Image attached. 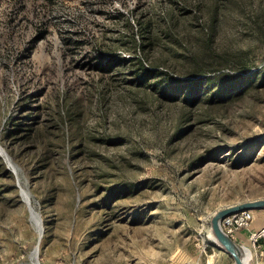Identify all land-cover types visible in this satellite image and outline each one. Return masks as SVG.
Here are the masks:
<instances>
[{
  "label": "rangeland",
  "instance_id": "374dc122",
  "mask_svg": "<svg viewBox=\"0 0 264 264\" xmlns=\"http://www.w3.org/2000/svg\"><path fill=\"white\" fill-rule=\"evenodd\" d=\"M255 199L264 0H0V264L220 263Z\"/></svg>",
  "mask_w": 264,
  "mask_h": 264
},
{
  "label": "built area",
  "instance_id": "2783aa9c",
  "mask_svg": "<svg viewBox=\"0 0 264 264\" xmlns=\"http://www.w3.org/2000/svg\"><path fill=\"white\" fill-rule=\"evenodd\" d=\"M252 219L253 215L251 210H243L222 218L219 225L228 237L234 239L237 232L250 229ZM247 239L249 243L247 247L249 250V264H264V225L256 231L249 232L247 234ZM212 242L218 247L213 240ZM205 250L206 246L203 245L202 252H205ZM194 264H198V262L196 261Z\"/></svg>",
  "mask_w": 264,
  "mask_h": 264
},
{
  "label": "water",
  "instance_id": "95a60500",
  "mask_svg": "<svg viewBox=\"0 0 264 264\" xmlns=\"http://www.w3.org/2000/svg\"><path fill=\"white\" fill-rule=\"evenodd\" d=\"M264 208V199H255L244 201L228 206H224L214 212L213 216L210 220V229L211 233L214 235V242L230 255L234 261V264H249V260L247 262L244 261L242 257V246L240 243L236 242L234 239L228 237L220 228L219 222L222 218L231 215L236 212H240L243 210H252V209H261Z\"/></svg>",
  "mask_w": 264,
  "mask_h": 264
},
{
  "label": "crops",
  "instance_id": "0c3cea01",
  "mask_svg": "<svg viewBox=\"0 0 264 264\" xmlns=\"http://www.w3.org/2000/svg\"><path fill=\"white\" fill-rule=\"evenodd\" d=\"M240 203V202H237ZM252 215H253V219H252V224L249 230H245L244 232H238L235 236H234V240L244 246H246L248 243V239H247V234L251 231H256L258 230L262 225H264V208L261 209H252L251 210ZM246 248V247H245ZM222 254H224L222 260L220 263H216V264H234V261L232 259V257L230 255H228L226 252L224 251H220ZM198 255L195 256L196 261L199 263V259L197 258ZM207 264H209V262H207Z\"/></svg>",
  "mask_w": 264,
  "mask_h": 264
},
{
  "label": "bare ground",
  "instance_id": "6f19581e",
  "mask_svg": "<svg viewBox=\"0 0 264 264\" xmlns=\"http://www.w3.org/2000/svg\"><path fill=\"white\" fill-rule=\"evenodd\" d=\"M1 153L3 154V156L8 160V156L5 154V152L3 150H1ZM9 161V160H8ZM13 167V166H12ZM21 195L23 197V199L25 200V202L28 201V198H27V194H26V191L25 190H22L21 191ZM31 210V209H30ZM32 212V211H31ZM34 213V212H32ZM32 218L35 220V224H36V229H37V233L38 235L40 236L42 230H41V225H40V222H39V219H38V216L36 214H32ZM212 234V233H211ZM211 237L213 238L212 240L214 241L215 237L214 235L212 234ZM36 251H34V253L32 255L36 256ZM32 256V257H34ZM242 257L244 259L245 262H247L249 260V250L248 248L246 247H243L242 248Z\"/></svg>",
  "mask_w": 264,
  "mask_h": 264
}]
</instances>
